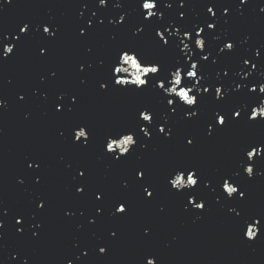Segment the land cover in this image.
<instances>
[{
    "label": "water",
    "instance_id": "95a60500",
    "mask_svg": "<svg viewBox=\"0 0 264 264\" xmlns=\"http://www.w3.org/2000/svg\"><path fill=\"white\" fill-rule=\"evenodd\" d=\"M212 5L214 18L206 11ZM261 9L264 0H248L244 5L239 0H158L154 9L158 16L143 21L139 0H108L105 7L97 0H0V30L18 33L21 22H30L31 28L14 52L0 60V209L6 213L0 215V264H143L148 254L157 264H264V230L247 241L236 227L235 212L228 211L232 207L242 216L264 213V157L256 163L260 175L239 177L247 189L246 200L223 199L217 183L223 173L235 168L242 146L264 140V121L250 123L245 117L212 137L205 133L214 111L228 112L264 98L258 91L264 83ZM121 15L125 20L117 23ZM89 19L93 27L80 37L78 30ZM207 22L216 23V28L208 30ZM43 24L56 27L54 37L43 34L39 27ZM193 26L205 28L204 53L187 40L189 50L181 53L175 45L183 39V31ZM137 27L143 32L133 36ZM165 27L170 32L181 29L173 37L165 34L173 45L167 49L158 45L154 35L157 28ZM226 41L234 43V49L219 53ZM7 42H12L11 36ZM123 46L160 60L165 70L189 52L196 60L208 54L207 61L199 62L204 79L197 86L220 85L226 96L217 102L210 89L200 96L198 116L185 119L183 109L170 114L150 91L100 92L98 81L106 77ZM40 48L45 49L44 55L39 54ZM80 65L85 71H79ZM123 67L133 71L129 65ZM236 84L242 86L238 91H234ZM253 85L257 92L249 93ZM195 90L190 95H196ZM61 93H67L65 107L68 97L77 96L71 112L54 111ZM145 106L156 110V123L168 117L173 139L164 140L154 130L150 140L140 134L129 158L113 161L103 151L106 134L133 125L137 110ZM79 124L92 129L86 149L71 140L72 128ZM186 138L194 140L191 147L186 146ZM33 161L40 163L39 169L27 168ZM179 166L196 167L212 182L203 190L208 206L202 215L190 207L185 211L184 197L169 191L165 177ZM77 169L85 171L83 178L77 176ZM137 169H147L148 182L156 188L153 198H144L141 182L135 179ZM77 186L85 187L82 195L76 193ZM97 192L103 193L100 201L95 200ZM216 196H221L220 203L215 202ZM37 200L45 201L43 210L36 208ZM117 201H127L126 215H112ZM18 215L24 217L21 225L15 224ZM17 227L23 228L22 234ZM145 228L150 230L147 236ZM111 232L117 235L112 237ZM99 246H106L105 254L97 251Z\"/></svg>",
    "mask_w": 264,
    "mask_h": 264
},
{
    "label": "snow or ice",
    "instance_id": "6c2138e0",
    "mask_svg": "<svg viewBox=\"0 0 264 264\" xmlns=\"http://www.w3.org/2000/svg\"><path fill=\"white\" fill-rule=\"evenodd\" d=\"M5 2H10V0H5ZM98 5L101 7L107 6L108 0H97ZM248 0H239L240 5H244ZM121 5L117 4L116 7ZM184 5L181 2L180 7ZM158 7V0H139V8L141 10V15L143 21H149L150 18H156L158 13L154 11ZM165 7L170 8L171 4H166ZM215 5L208 6L206 11L207 13L215 17L216 13L214 12ZM264 12V9H261ZM229 9L225 7L223 9V14L227 15ZM96 13H93L95 16ZM184 13H180V17L183 18ZM125 20V16L121 15L117 23H121ZM100 23H103L101 21ZM42 28V32L47 37H54L56 32V27L54 25L43 24L39 26ZM93 27L92 20L87 21L86 27H81L78 30V35L84 37L87 35V30ZM50 28L52 29L50 31ZM206 28L208 30H214L216 28V23L207 22ZM30 22H21L18 27L17 32H4L0 30V60H3L9 57L10 54L18 47L23 38H26L30 35ZM181 29L177 28L175 31H169L168 28H163L161 31L160 28L155 30V38H157V43L161 48L167 49L172 47L169 39L165 38V34L168 37H173L177 35ZM205 31L204 27L193 26L191 30L183 31V39L179 41V44L175 45L181 53H184L185 50H189V43L185 41H190L194 43L195 50L198 49L199 53H204L206 40L201 35ZM143 32L142 27H137L134 29L132 35L137 36ZM9 36H11V41H9ZM213 39H218V37H213ZM235 45L231 41H226L223 43L222 47L219 48V53L231 52L234 49ZM39 54L44 55L45 49L40 48ZM259 51L256 52L258 56ZM181 59L183 62H181ZM209 59L208 54L199 55V60L192 59V53L189 52L188 55L178 58L171 67L165 70L162 62L157 59L146 58L138 48L131 46H123L117 50L116 56L113 58L111 64L108 67L106 77L98 81V89L100 92H109L112 89H117L124 92L132 93H145L150 91L155 93L160 97L161 102L167 108L168 112L172 115H175L178 109H183V114L185 119H192L198 116L200 109L198 104L200 102V96L202 94L209 93L210 89L214 90V96L212 97L215 101H222L227 93V90L222 91V86L220 85H206L203 88L198 87L200 81L204 79L202 75V69L199 67L200 61H207ZM215 62V61H213ZM243 64L248 65L249 60L244 59ZM123 65H129L133 70L129 72L128 68L123 67ZM91 67V65H88ZM255 67V65H252ZM79 71H85V66L80 65ZM182 72L184 75H182ZM127 74V75H125ZM54 75V74H53ZM224 75L227 76L228 72L225 71ZM248 75V73H245ZM131 76V79L128 78ZM186 76V78H185ZM193 81L195 83H193ZM191 82V84H189ZM81 83H84L81 80ZM240 84L235 85L234 91L241 89ZM195 88L196 95H190ZM249 93H256L257 87L255 85L249 87ZM258 91L261 94H264V83H261L258 87ZM67 96V93H61L56 97V100L59 101L55 103L54 111L60 113L62 110L66 112H71L73 106L78 102L76 95L68 97V106L62 103ZM19 99L23 100L24 97L20 96ZM3 106V101H0V107ZM212 119H210L205 127V133L207 136L212 137L218 131L229 127L234 121L243 120L246 117L247 122H257L264 121V98H259V103H252L250 106H234L228 112H225L223 109L214 111L212 113ZM156 110L149 107H141L137 110L135 117V123L128 127H125L119 131L109 132L106 134L103 151L105 154L110 155L111 159L116 162L122 160H127L129 156L133 153L136 145L139 143L140 134H143L145 139L150 140L152 138V131L154 130L157 134H162L164 140L173 139L174 129L168 125V117L162 116L161 119L164 120V123H156ZM61 136L64 135L63 132L60 133ZM134 137H136L134 139ZM92 139V129L86 124H79L72 128L71 131V140L74 144H78L81 148H87L89 142ZM194 143L192 138H186L185 144L187 147H191ZM123 146V147H121ZM141 148H145L146 145L140 143ZM119 148V151L117 149ZM261 157H264V140L255 141L248 144H245L240 148L239 155L235 161V168L229 172L223 173L217 183L218 187L221 190L223 199L225 200H240L244 201L247 199V189L243 184L239 182V177L242 175L248 179H253L255 176L260 175V172L256 169L257 160ZM40 163L35 161L28 163L27 168L32 169L40 168ZM147 169H137L135 171V179L140 181V187L145 199H151L156 192V188L148 182L146 176ZM77 176L83 178L85 176V171L77 169ZM166 183L169 186V191H174L175 194L181 195L186 200L184 204V210H189V207L202 215L207 206V198L203 195L204 189H209L211 186V181L204 179L200 170L196 167H185L179 166L174 168L168 176L165 177ZM37 183H39V178H37ZM22 183V181H21ZM126 186V185H125ZM77 194H83L85 191L84 186H77L75 189ZM214 191V189H213ZM103 197V193L97 192L95 194V200L100 201ZM221 196H216L215 202L220 203ZM46 207V203L43 200H37L36 208L38 210H43ZM164 209L161 207L160 209ZM129 208L127 201H117L114 206V211L112 215L124 216L128 213ZM228 211L230 213L235 212L236 217V227L242 233L243 238L247 241H253L257 238L258 233L264 230V213L257 215H246L242 216L240 212H236L234 208L229 207ZM96 212L99 214L101 208L97 207ZM6 214L2 209H0V215ZM70 212H65V215H71ZM200 215L197 218H200ZM24 220V217L18 215L15 219L16 225H21ZM89 223H95L94 220L89 219ZM0 227H3L2 222H0ZM36 227H40L39 224ZM23 228L17 227V233H23ZM149 229H144V235L149 234ZM33 236H36L37 233L33 232ZM110 235L115 237L116 232H111ZM97 251L100 254H105L107 251L106 246H99ZM86 255V253H85ZM16 259L15 256L12 257ZM71 264V261L68 262ZM143 264H157V260L151 254L146 255L143 258Z\"/></svg>",
    "mask_w": 264,
    "mask_h": 264
}]
</instances>
